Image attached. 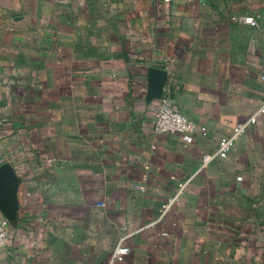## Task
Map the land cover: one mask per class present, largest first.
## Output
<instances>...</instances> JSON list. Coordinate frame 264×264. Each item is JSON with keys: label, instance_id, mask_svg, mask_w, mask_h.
<instances>
[{"label": "crops", "instance_id": "obj_1", "mask_svg": "<svg viewBox=\"0 0 264 264\" xmlns=\"http://www.w3.org/2000/svg\"><path fill=\"white\" fill-rule=\"evenodd\" d=\"M253 15L264 0H0V264H109L118 244L114 264H264V115L202 167L264 101ZM165 91L205 128L190 144L153 132Z\"/></svg>", "mask_w": 264, "mask_h": 264}, {"label": "built area", "instance_id": "obj_2", "mask_svg": "<svg viewBox=\"0 0 264 264\" xmlns=\"http://www.w3.org/2000/svg\"><path fill=\"white\" fill-rule=\"evenodd\" d=\"M237 21L240 24L248 25L253 29L261 31L262 39H264V18L260 15L244 16L238 18ZM261 81L264 83V76L261 77ZM258 115H264V101H262L258 107L255 115L236 124L233 127L232 134L230 136L222 137L218 141L217 150L214 153L202 156V167H205L215 158L226 159L228 153L233 148L235 141L256 124ZM153 132L156 135L169 134L179 136L184 143L190 144L193 142L196 134L205 133V128L196 126L187 117H185L179 108L174 104L169 94L165 91L155 113ZM176 199L177 197L162 206V215L166 213ZM7 242V220L0 214V255L2 250L7 246ZM128 253L129 249L127 247L120 244L116 245L112 251L109 264L121 262L128 255Z\"/></svg>", "mask_w": 264, "mask_h": 264}, {"label": "water", "instance_id": "obj_3", "mask_svg": "<svg viewBox=\"0 0 264 264\" xmlns=\"http://www.w3.org/2000/svg\"><path fill=\"white\" fill-rule=\"evenodd\" d=\"M148 86L150 98L160 96L163 87V73L159 69L148 70ZM0 208L3 213L13 215V178L5 167H0Z\"/></svg>", "mask_w": 264, "mask_h": 264}]
</instances>
